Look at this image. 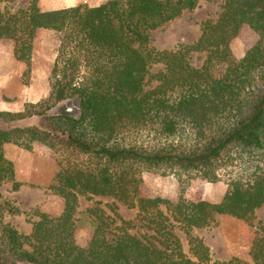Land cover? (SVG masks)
<instances>
[{
  "label": "trees",
  "instance_id": "16d2710c",
  "mask_svg": "<svg viewBox=\"0 0 264 264\" xmlns=\"http://www.w3.org/2000/svg\"><path fill=\"white\" fill-rule=\"evenodd\" d=\"M199 1L105 0L42 10L30 0L26 8L0 11V40L14 42L24 76L36 33L58 35L48 95L19 111L0 110L4 123L37 117L36 123L0 127V183L21 185L4 144L32 151L37 142L62 156L49 189L64 203L58 216L36 212L31 232L23 234L4 220L20 209L10 200L0 202V264H209V249L192 229L209 225L217 214L250 221L264 204V0H224L216 19L202 22L194 43L147 48L150 30ZM244 26L256 40L238 58L230 42ZM192 51L206 53L199 67L188 58ZM151 63L163 69L149 74ZM71 100L75 111L63 105ZM184 130L195 137L188 147L126 140L141 133L169 139ZM243 155L256 161L250 177L231 179L217 202L142 193V169L185 171L214 182L221 164ZM82 195H106L136 208L153 225L158 244L130 234L128 221L115 224L93 208L91 238L79 245L75 213ZM176 230L185 234L187 252ZM250 256L253 264H264V225ZM213 264L246 263L235 257Z\"/></svg>",
  "mask_w": 264,
  "mask_h": 264
},
{
  "label": "rangeland",
  "instance_id": "374dc122",
  "mask_svg": "<svg viewBox=\"0 0 264 264\" xmlns=\"http://www.w3.org/2000/svg\"><path fill=\"white\" fill-rule=\"evenodd\" d=\"M30 0H0V11L15 12L17 9L26 8ZM99 0H37L40 9L47 10L85 3L93 6ZM224 0H200L191 10L184 9L177 17L164 23L158 28L149 31L147 48L157 50H176L182 45L194 43L199 35L201 24L206 19H216ZM256 34L247 26L231 40L230 48L234 56L240 58L245 51L255 42ZM58 35L54 32L38 31L33 39L30 56V71L23 75L26 65L17 60L13 55L14 42L9 39L0 40V110L19 111L27 102H37L46 97L49 92L50 71L56 55ZM204 51H192L188 58L193 66L199 67L204 58ZM163 69L162 63H151L149 74ZM154 81H149L148 87ZM75 102H64L67 109L76 110ZM37 122V117L4 123L0 120V127L23 126ZM127 142L134 140L145 144H163L171 142L181 147L190 146L194 134L184 130L181 134L169 138H153L147 133L139 135L129 134ZM137 143V142H136ZM4 155L12 161L15 180L21 185L18 189L12 188L11 181L0 183V202L10 200L20 209L17 214H5L4 220L13 225L19 232L29 234L32 221L39 217L36 212L46 213L49 216H58L63 209V198L55 194L49 185L55 182L54 176L59 169L62 156L52 152L44 145L35 142L32 151L6 143L3 146ZM255 159L246 155L234 159L232 164H221L217 170V180L209 182L187 172L178 174L163 168L142 169L141 189L145 196H160L171 201H176L182 193L188 199H205L217 202L221 199L228 183L233 178L246 181L254 168ZM101 210L109 220L120 224L121 220L129 222L127 231L140 238L153 241L156 235L152 224L138 214L136 208H129L106 195H82L78 198L76 221V242L85 246L92 235V215L88 209ZM164 211L165 208L162 206ZM99 213V211H98ZM264 225V204L258 207L250 221L240 220L228 214H217L207 226L193 228L191 234L202 239L209 249L211 261H228L239 258L246 264H253L250 249L255 233ZM182 248L187 252L188 245L184 233L177 231ZM18 264H33L19 262Z\"/></svg>",
  "mask_w": 264,
  "mask_h": 264
},
{
  "label": "crops",
  "instance_id": "0c3cea01",
  "mask_svg": "<svg viewBox=\"0 0 264 264\" xmlns=\"http://www.w3.org/2000/svg\"><path fill=\"white\" fill-rule=\"evenodd\" d=\"M105 0H99V2L97 3V4H94L93 6H95V5H99V4H101V3H103Z\"/></svg>",
  "mask_w": 264,
  "mask_h": 264
}]
</instances>
